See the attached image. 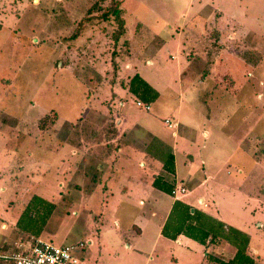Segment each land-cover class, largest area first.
Returning <instances> with one entry per match:
<instances>
[{
	"label": "rangeland",
	"instance_id": "374dc122",
	"mask_svg": "<svg viewBox=\"0 0 264 264\" xmlns=\"http://www.w3.org/2000/svg\"><path fill=\"white\" fill-rule=\"evenodd\" d=\"M183 201L248 237L212 261L264 264V0H0V253L38 235L91 240L85 264H199L198 217L163 237Z\"/></svg>",
	"mask_w": 264,
	"mask_h": 264
},
{
	"label": "trees",
	"instance_id": "16d2710c",
	"mask_svg": "<svg viewBox=\"0 0 264 264\" xmlns=\"http://www.w3.org/2000/svg\"><path fill=\"white\" fill-rule=\"evenodd\" d=\"M120 7L115 5L112 9L109 10V14H112L115 18V20L118 22V25L121 27V32H119L117 34V36L115 37V40L119 38V34H122L123 30L125 29V20L122 17V15H120ZM129 91L131 93H133L134 95H136L139 99L143 100L144 102H151L154 101L157 97H158V92L149 85V83H147V81L145 79H143L138 73H134L130 80H129ZM165 168L173 173L174 169H173V157L172 155H169L165 162L164 165ZM162 183H165L164 181L161 180V178H156L154 180L153 185L156 187H162L160 186ZM169 188H167L168 192L171 194L172 190L174 189L175 184H168ZM36 197H38L37 195H34L29 201L28 204L25 207V211L29 208V204L33 201V199H35ZM41 203H39L37 210H44L43 213V217H48V215H50L54 208V202L51 201H44L41 200ZM43 203L48 204L47 207L42 206ZM189 209V207L187 208V210ZM187 210L183 213L182 218L180 219L179 223H178V228H184V226L186 225H190L189 222V218L192 217H197L196 216V211H194L193 213L187 212ZM43 219V218H42ZM44 221V219H43ZM212 218H210L209 220L207 219H199L197 221V225L195 227V231H189L187 234L189 236H192L193 238H195L196 240H200L202 242H205L208 238H210V241L212 240H221V239H225L228 242L234 243L237 247V251H236V257L237 255H240L241 250L244 249L246 247V244L248 242V237L246 236V234L241 233L239 230V234L240 236L234 235L233 234V230L235 228L228 226L227 228L224 227V223L221 221H216V224H212ZM211 222V223H208ZM214 225V226H213ZM233 229V230H232ZM236 230V229H235ZM234 230V231H235ZM237 231V230H236ZM232 232V233H231ZM231 234V235H230ZM243 236V237H242ZM41 239L38 237V235L35 236H30L29 239H26L23 241V243L27 242L28 240H32V239ZM83 240V239H81ZM20 241V240H19ZM79 241V240H78ZM77 242V241H75ZM246 243V244H245ZM16 244V243H15ZM13 244V246H9L8 243H3L1 245V248L5 249L7 252L8 251H12V250H17V246ZM12 247V248H10ZM87 247H85L86 249ZM85 249H83L82 251H84ZM81 251V252H82Z\"/></svg>",
	"mask_w": 264,
	"mask_h": 264
},
{
	"label": "built area",
	"instance_id": "2783aa9c",
	"mask_svg": "<svg viewBox=\"0 0 264 264\" xmlns=\"http://www.w3.org/2000/svg\"><path fill=\"white\" fill-rule=\"evenodd\" d=\"M137 105L149 108V104L140 100ZM179 190L183 192L185 189L181 187ZM176 192V189L172 190V194ZM91 243V240H79L56 245L37 238L17 243V250L1 252L0 260L4 264H85L80 253Z\"/></svg>",
	"mask_w": 264,
	"mask_h": 264
},
{
	"label": "crops",
	"instance_id": "0c3cea01",
	"mask_svg": "<svg viewBox=\"0 0 264 264\" xmlns=\"http://www.w3.org/2000/svg\"><path fill=\"white\" fill-rule=\"evenodd\" d=\"M36 1V0H35ZM136 104H137V102H136ZM140 107V106H139ZM148 109H150V106H149V108ZM147 109V110H148ZM164 122H165V124H167V126L170 128V127H176L177 126V124H172L171 123V121L168 119V118H166L165 120H164ZM174 134V136L176 135V132H174L173 133ZM152 141L153 140H151L150 142H149V144L147 145L146 144V147H145V149H146V151L148 150L149 152H157L158 151V148H157V144H155V147L153 148V144L154 143H152ZM147 146L149 147V149H147ZM172 148V147H171ZM118 151H121V149H120V147H117L116 148ZM153 150V151H152ZM172 157L174 156V150H173V148H172ZM152 157V156H151ZM173 169H174V171H173V173H171V174H173V175H175V177L177 176L176 175V173H177V166H176V164H175V162L173 161ZM203 177V178H202ZM185 178H187V180H186V184H181L179 187H175L176 188V190H177V192H176V194H172L171 193V195L173 196V198H174V200H176V201H181V197L179 196V192H181L180 190H179V188H181V187H183L185 190L183 191V192H181V193H183L184 195L185 194H189L190 193V191H187V186L189 185V182H191L192 180V176H186ZM199 178H202L201 179V182H204V181H206L207 180V177L204 175V174H202L201 176H199ZM176 180V179H175ZM177 182V181H176ZM183 182V181H182ZM175 185H176V183H174ZM174 188V189H175ZM182 194V195H183ZM202 202L204 201V200H201ZM180 203V205H181V207H183V213L185 212V209L186 208H188V207H191V204L189 203V202H187V201H183V202H179ZM192 212H194V209L192 210ZM152 214H155L154 212L152 213ZM153 216H155V215H153ZM196 216L198 217V219H207V220H209L210 218H212V224H216V221H221V222H223L225 225H224V227L225 228H227L228 227V225L221 219V218H217L216 216H214V215H212L211 213H209V212H206L205 210H203V209H200L199 210V212L198 213H196ZM208 223H211V222H208ZM213 225V226H214ZM136 227V229L138 230V232H139V235L141 234V229L136 225L135 226ZM182 229L183 228H178V227H176V229H174L173 231H171V232H166L165 233V235L163 236L165 239H167V240H169V241H174V242H176L177 241V245H180L179 244V241H180V238H181V236H182ZM163 231H164V229L161 231V229H159V231H158V233L156 234V239L163 233ZM195 241V240H194ZM92 242V241H91ZM206 242H208V243H206ZM92 244V243H91ZM205 247H204V249H206L207 251H204V252H202V254H201V256H202V259H201V261H200V263L199 264H203V262L204 261H206L208 264H216V262H214V261H212V258L213 259H219V260H221V261H223L222 260V258H217V257H224V258H226L227 257V255H230L231 254V252H229L228 250H229V242L227 241V240H225V239H221V240H212V241H210V238H208L206 241H205ZM183 252H187V251H189V252H187V253H191L190 252V248H189V246L187 245L186 247H185V249H181ZM186 256H188V255H186Z\"/></svg>",
	"mask_w": 264,
	"mask_h": 264
}]
</instances>
